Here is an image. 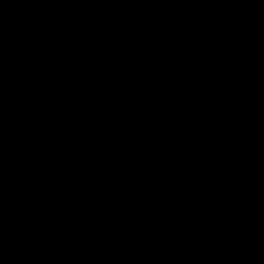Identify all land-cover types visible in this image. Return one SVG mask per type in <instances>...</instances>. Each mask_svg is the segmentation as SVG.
Listing matches in <instances>:
<instances>
[{"label":"water","instance_id":"water-1","mask_svg":"<svg viewBox=\"0 0 264 264\" xmlns=\"http://www.w3.org/2000/svg\"><path fill=\"white\" fill-rule=\"evenodd\" d=\"M0 264H264V0H0Z\"/></svg>","mask_w":264,"mask_h":264}]
</instances>
